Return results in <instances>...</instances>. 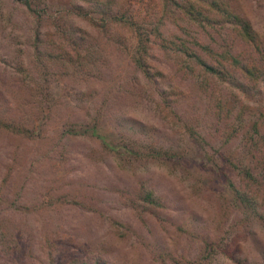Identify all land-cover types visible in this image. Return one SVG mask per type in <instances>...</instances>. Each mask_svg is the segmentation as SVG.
Returning a JSON list of instances; mask_svg holds the SVG:
<instances>
[{"label":"rangeland","instance_id":"rangeland-1","mask_svg":"<svg viewBox=\"0 0 264 264\" xmlns=\"http://www.w3.org/2000/svg\"><path fill=\"white\" fill-rule=\"evenodd\" d=\"M112 1L146 31L147 63L163 73L157 80L133 63L132 25L111 19L102 28L73 12L82 4L97 15L90 1L31 0L37 16L23 0H0V119L32 130L0 124V264H264V223L239 207L229 185L251 181L240 172L251 165L256 180L247 189L264 208V138L247 134L264 108V74L218 90L233 112L249 105L227 140L233 122L161 42L180 36L198 51L193 40L239 51L233 29L202 26L165 0ZM232 4L264 37V0ZM62 26L84 37L80 54L65 42L71 72L59 67L43 84L21 73L18 64L34 65L35 27L45 48ZM127 117L143 126L130 128ZM93 122L112 142L121 140V123L135 148L178 155H134L89 132H67ZM142 185L163 206L145 202Z\"/></svg>","mask_w":264,"mask_h":264},{"label":"trees","instance_id":"trees-1","mask_svg":"<svg viewBox=\"0 0 264 264\" xmlns=\"http://www.w3.org/2000/svg\"><path fill=\"white\" fill-rule=\"evenodd\" d=\"M87 1L92 3L93 10L97 12V15L89 14L88 9L82 4L74 5L77 11L73 12L86 16L90 21L96 23L102 28H105L106 23L111 19L132 25L136 31V44L132 55L134 65L144 73L149 81L157 80L155 77L156 75H163L161 71L151 70L147 63L149 37L146 31L141 29L140 25L133 21L121 6H114L112 0ZM23 2L37 16L41 15L40 11L33 8L31 0H23ZM165 5L174 6L175 9H178L183 14L187 15L192 21H195L202 26H211L218 31L225 26H230L243 44V49L232 51V49L226 45H222L221 49H219V47L214 48L210 43L193 40L192 42L194 44L196 43L201 49H203L202 51H198L180 36L178 41H175L174 39H166L164 37L161 42L162 49L165 51H171V54L169 55L174 57V60L179 64L180 68H185L188 72L197 77V82L200 88L207 92L209 97L217 100V103L222 106V109H224L225 116L230 119V122H233L229 134L226 136V139L228 140L230 136L236 132L234 130V126L237 125L235 121H238L239 125L242 123L243 113L249 110V105L242 102L237 111L233 112L230 107L227 109L224 106L223 103L227 97L220 95L218 90H220L222 85L225 84L237 85V87L243 88L245 79L257 81L264 74V37L252 27L247 18L243 17L240 12L235 9L232 0H165ZM75 31L76 30L70 28V26H62L60 28V32L62 33L59 36V39H52L53 46L44 48L41 47L39 43V39L41 38L40 27H35L34 48L36 51L32 56V63L34 64L33 68H28L26 65L20 63L18 64V70L25 75L34 76L37 80H41L39 81L41 84H43L42 82L49 81L48 76L50 74L58 75L57 72L60 69V73L63 71L70 73V70L73 69L72 60L75 58H73L70 51H67L70 49L68 48L69 46H65V42L68 40L72 45V48L77 50V48L81 47L84 38L83 35H75ZM57 47H59V49H57ZM77 54H80L78 50ZM59 67L60 69H58ZM33 69L35 71L34 73H32ZM35 84L41 86L39 83ZM158 90L164 95L161 98H166V94H164L165 89ZM229 91L236 94L234 90L230 88ZM155 100V106L159 107L161 104L159 102L161 101L156 98ZM124 120L130 121V125L128 126L134 130L143 126V124L136 119L127 117ZM0 124L15 131L28 134L32 132V130L27 127L8 123L1 119ZM263 124L264 108H261L254 117L251 127L247 130L250 139H253L254 137L264 138V133L261 131ZM117 125L121 134V140L117 143L112 142L106 132H101L96 122L85 125L81 129L68 127L67 132L73 134L89 132L99 137L105 146L118 151H121L119 147L123 146L125 152L134 155L146 153L149 155H178V153L169 152L166 149L160 151L159 149H156L155 146H152L148 151L143 152L141 149H137L133 146L132 143L135 139H129L123 135L120 129L123 124H114V126ZM229 159L231 160L230 156L227 157V160ZM252 169L251 165H244L240 169V172H244L245 176L249 177L251 181H255L256 176L253 174V171H251ZM251 181L244 180L243 182L236 184L234 181L230 180L229 185L233 192V197L238 202L239 207L244 211H248L255 216V218L264 223V208L261 209L258 206L257 192L255 189H247L249 187L248 185L251 186ZM140 196L150 205L163 206L161 197L154 193V188L151 186L145 187L142 185ZM96 263L106 264L102 259H96Z\"/></svg>","mask_w":264,"mask_h":264}]
</instances>
